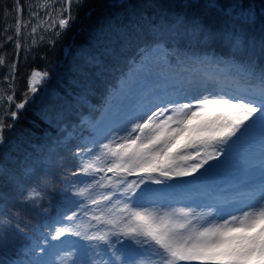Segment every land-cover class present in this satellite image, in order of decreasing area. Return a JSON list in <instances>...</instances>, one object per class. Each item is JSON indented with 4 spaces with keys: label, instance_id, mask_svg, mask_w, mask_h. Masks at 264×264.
I'll list each match as a JSON object with an SVG mask.
<instances>
[{
    "label": "snow or ice",
    "instance_id": "snow-or-ice-1",
    "mask_svg": "<svg viewBox=\"0 0 264 264\" xmlns=\"http://www.w3.org/2000/svg\"><path fill=\"white\" fill-rule=\"evenodd\" d=\"M83 2L63 0L58 20L46 11L47 19L27 33L33 37L32 43H36L38 28L47 31L58 24V29H67L73 19L72 5ZM42 7H50L48 0H44ZM180 8L181 14L167 29L177 42L214 40L216 34L197 15V10H215L240 24V30L232 29L227 38L234 48H248L253 59L233 65L240 72L231 78L230 87L211 77L194 80L165 75L149 91L150 107L132 115L122 126L110 129L106 142L85 139L73 153L78 158L77 167L63 177L66 186L62 191L66 195L58 214L44 225L50 232L33 229L37 233L34 239L26 233V226H21L19 214L3 221L0 241L10 232L32 242L30 251L36 258L22 264H57L56 259L46 257H58L59 264H264V189H253L243 199L234 198L232 203L244 205L238 211L222 204L205 206L206 211L192 207L161 211L152 207L169 196L183 195L173 193L172 185L163 190L147 187L148 184L164 185L197 173L202 176L208 170L201 173L205 164L223 156L254 125L264 124V65L257 66L255 44L246 38L248 28L264 22V7L258 13L251 5L244 7L242 0L227 9L217 0H204L203 4L201 0H182ZM15 9L21 11L19 0ZM29 13L39 19V11L33 12L30 7ZM31 22L30 19L24 27ZM15 33L14 42L19 50V17ZM55 34L60 35V31ZM12 39L8 36L9 41ZM166 43L163 37L155 39L135 54V63L142 69L154 64L167 67L170 53ZM260 55L264 56V30ZM3 63L0 58V65ZM15 70L13 63L9 83L15 79ZM48 77L47 71L33 70L29 77L31 94L35 95L38 85ZM13 98L7 96L9 104ZM3 99L0 96V102ZM28 99L26 93L24 101L16 104L17 110L23 109ZM11 116L16 119L17 113L12 112ZM3 132L0 120V144L4 143ZM0 175H6L3 168ZM127 176H137L138 180L127 181ZM106 188L113 190L99 191ZM42 199L33 188L26 195L21 191L17 202L38 207ZM83 217H88V221ZM71 238L84 243L77 245Z\"/></svg>",
    "mask_w": 264,
    "mask_h": 264
},
{
    "label": "trees",
    "instance_id": "trees-1",
    "mask_svg": "<svg viewBox=\"0 0 264 264\" xmlns=\"http://www.w3.org/2000/svg\"><path fill=\"white\" fill-rule=\"evenodd\" d=\"M217 2L227 9L237 0ZM181 3L182 0H85L72 10L73 19L60 35L25 48L30 30L24 27L30 16L28 1L19 0L21 11L17 12L16 0H0V58L5 62L1 70L7 72L9 81L10 66L16 63L15 79L8 90V95L14 98L11 104L6 103L2 117L4 143L0 144V168L6 175H0V232L3 221L17 214L21 226H26V233L34 239L37 233L33 229L50 232L44 225L58 214L66 195L62 181L78 165L75 149L85 139L100 141L104 124H114L109 120L113 113L122 106L125 108L120 93L123 77L139 65L135 63L138 59L135 54L155 39L163 37L167 41L164 46L169 49L173 64H195L193 58L206 55L212 58L210 67H224L231 77L238 73L233 65L253 59L248 48H234L227 38L232 29L240 30V24L215 10H197V15L216 34L214 40L197 43L173 39L167 29L181 14ZM242 3L244 7L251 5L258 13L264 7V0H242ZM17 17L21 28L19 50L14 42ZM262 30L264 22L246 30L247 40L255 44L258 67L264 65V56L260 55ZM8 36L13 39L9 41ZM33 70L47 71L49 77L38 85V92L32 94L25 107L17 110L16 104L24 101L29 90L27 80ZM12 112L17 113L16 119L12 118ZM252 132L253 128L242 141L251 138ZM33 188L43 197L38 207L17 202L21 191L26 195ZM87 218L83 217L85 222ZM71 239L84 243L78 238ZM31 247L32 242L22 235L5 233L0 241V261L22 264L36 258ZM46 258L59 263L58 257Z\"/></svg>",
    "mask_w": 264,
    "mask_h": 264
},
{
    "label": "rangeland",
    "instance_id": "rangeland-1",
    "mask_svg": "<svg viewBox=\"0 0 264 264\" xmlns=\"http://www.w3.org/2000/svg\"><path fill=\"white\" fill-rule=\"evenodd\" d=\"M27 1L29 8L31 7V10L33 12L39 11V19L29 16V20L31 19L32 21L31 24H28L27 26L29 29H31V27L36 25L37 23H42L47 19L45 16L46 11L51 14L52 19L58 20L60 18L59 11L62 7H64L63 0H48V4L50 5V7L47 8L42 7V5L44 4V0ZM76 6L77 5L75 3L72 5L71 13ZM50 22L51 21H49V23ZM56 30H59L61 32V30L58 29V24L53 25V28L47 31H44L43 28H38L37 33L35 35L36 43L33 44V37L27 35V38L24 41L25 48H30L43 41H49L50 39L56 36ZM29 31L30 30H28V32ZM41 35L43 36L42 40L40 39ZM168 61V66L170 67L171 60L168 59ZM4 65L5 62L0 65V96L4 97L3 101L0 102V120H2L6 103L8 102L7 96L9 90V78L7 72L1 70ZM169 67L165 68L164 66L154 64L150 68L142 69L139 66L134 67L132 69L129 76H131V78L134 80L132 84H135L134 86L131 84L132 86H130V91L129 89H126L123 90V92H120L121 98L125 103V108L122 106L120 109H118V112H114V115H112V117L109 119L113 121L115 125V127L113 128L122 126L128 119H130L132 115H139L142 110L151 106L147 102L149 91L150 89L154 88L158 83L162 82L163 77L165 75L178 79L187 78L186 74L178 75L175 72H170ZM27 83L29 85V78L27 80ZM126 91L129 93V96L123 95ZM130 94H132L133 97H131ZM137 102L138 104H136ZM108 111L110 112L111 109L108 108ZM254 131H256L257 133L256 125L253 126L252 134L255 133ZM108 134L109 131L106 136ZM252 134H250V136H252ZM257 134H259V136L253 134L252 138H248L246 142H243L242 140L238 141L234 146L227 149L223 156H220L218 159L210 160L209 163L205 164L204 168L201 169V173H204L205 169H208L202 176L200 173H197L194 177L167 181L164 185L148 184L147 187L153 189L167 190L168 185H172V192L175 194H197L198 192L195 189L200 187V182L204 180H209V182L218 184L220 187L225 189L227 193H238L242 194V196L247 192L252 191L253 189L257 191L264 189V144L263 142L259 141V139L261 140L262 138H264V133L260 132ZM106 136L103 140L105 142ZM257 142H259L258 145ZM252 148L253 151L249 152ZM258 149L260 150L261 154H254V150ZM245 153H248V155H246ZM224 168H227L228 171ZM108 175L112 176L111 173H109ZM126 179L127 181H134L138 180V177L127 176ZM112 190L113 189L111 188H106L103 190V192ZM243 206L244 205L242 203L236 202L230 206H227V208H229L231 211H238ZM152 207H155L161 211H171L172 209L189 207L196 208L197 211H206V208L201 205V199H194L190 202L182 200L176 202L175 204H171V200L165 198L161 200L159 204L153 205ZM76 244L80 245L78 243ZM73 250L75 251V249ZM57 264L59 263L57 262Z\"/></svg>",
    "mask_w": 264,
    "mask_h": 264
},
{
    "label": "water",
    "instance_id": "water-1",
    "mask_svg": "<svg viewBox=\"0 0 264 264\" xmlns=\"http://www.w3.org/2000/svg\"><path fill=\"white\" fill-rule=\"evenodd\" d=\"M26 93L28 94V97H29V99H30V98L32 97L31 92L28 90ZM26 93H25V94H26ZM25 94H24V98H25ZM29 99H28V100H29Z\"/></svg>",
    "mask_w": 264,
    "mask_h": 264
},
{
    "label": "bare ground",
    "instance_id": "bare-ground-1",
    "mask_svg": "<svg viewBox=\"0 0 264 264\" xmlns=\"http://www.w3.org/2000/svg\"><path fill=\"white\" fill-rule=\"evenodd\" d=\"M196 197H197V194H196Z\"/></svg>",
    "mask_w": 264,
    "mask_h": 264
}]
</instances>
